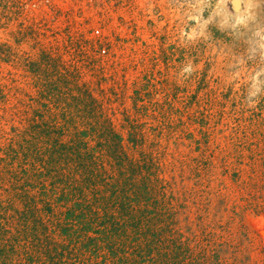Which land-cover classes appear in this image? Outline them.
Returning a JSON list of instances; mask_svg holds the SVG:
<instances>
[{
    "label": "rangeland",
    "instance_id": "374dc122",
    "mask_svg": "<svg viewBox=\"0 0 264 264\" xmlns=\"http://www.w3.org/2000/svg\"><path fill=\"white\" fill-rule=\"evenodd\" d=\"M45 55L125 141L141 126L205 264H264V0H0V157L54 79Z\"/></svg>",
    "mask_w": 264,
    "mask_h": 264
},
{
    "label": "trees",
    "instance_id": "16d2710c",
    "mask_svg": "<svg viewBox=\"0 0 264 264\" xmlns=\"http://www.w3.org/2000/svg\"><path fill=\"white\" fill-rule=\"evenodd\" d=\"M44 59L54 79L36 84L28 126L1 150L0 264L208 262L141 126L127 118L125 141L79 72Z\"/></svg>",
    "mask_w": 264,
    "mask_h": 264
}]
</instances>
